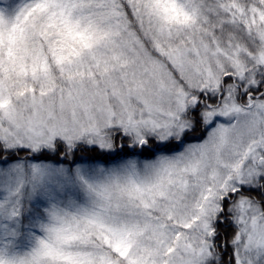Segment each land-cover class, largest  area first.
Returning a JSON list of instances; mask_svg holds the SVG:
<instances>
[{
  "label": "snow or ice",
  "instance_id": "obj_1",
  "mask_svg": "<svg viewBox=\"0 0 264 264\" xmlns=\"http://www.w3.org/2000/svg\"><path fill=\"white\" fill-rule=\"evenodd\" d=\"M0 264H264V0H0Z\"/></svg>",
  "mask_w": 264,
  "mask_h": 264
}]
</instances>
